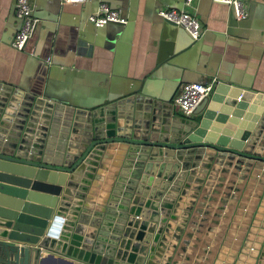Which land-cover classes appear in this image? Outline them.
I'll list each match as a JSON object with an SVG mask.
<instances>
[{"label": "crops", "instance_id": "obj_1", "mask_svg": "<svg viewBox=\"0 0 264 264\" xmlns=\"http://www.w3.org/2000/svg\"><path fill=\"white\" fill-rule=\"evenodd\" d=\"M14 1L0 0L4 83L77 106L139 85L173 99L183 83L214 77L264 93V0H242L247 17L236 22L227 21L229 5L214 0H102L126 17L102 27L88 20L98 0H29L39 23L22 50L12 46L19 28ZM164 9L194 15L201 37L193 41L168 25L159 15ZM167 159L170 167L151 161L141 184L144 199L158 207L157 221L150 219L154 210L133 215L156 223L144 264H255L264 240V163L207 149L198 166L169 178L176 162ZM58 194L51 174L1 164L0 237L33 243Z\"/></svg>", "mask_w": 264, "mask_h": 264}, {"label": "water", "instance_id": "obj_2", "mask_svg": "<svg viewBox=\"0 0 264 264\" xmlns=\"http://www.w3.org/2000/svg\"><path fill=\"white\" fill-rule=\"evenodd\" d=\"M226 16L238 21L231 6ZM215 78L189 116L145 85L77 106L0 81V165L43 171L59 186L38 239L0 237V264H144L156 223L133 215L158 219L141 187L151 161L170 167L172 158L169 178L207 149L264 163V93ZM262 243L255 264H264Z\"/></svg>", "mask_w": 264, "mask_h": 264}, {"label": "built area", "instance_id": "obj_3", "mask_svg": "<svg viewBox=\"0 0 264 264\" xmlns=\"http://www.w3.org/2000/svg\"><path fill=\"white\" fill-rule=\"evenodd\" d=\"M63 3H81L85 0H61ZM192 0H184L185 5H190ZM224 3L233 8L237 20L247 17L246 8L242 0H214ZM159 15L166 21L172 22L182 27L192 40H198L201 37V24L199 20L188 13L185 9H164L159 11ZM14 17L19 21V28L14 34L12 46L22 50L27 41L32 37L39 18L32 13V6L29 0H15ZM88 20L96 27H102L107 23H126V17L122 15L119 9L111 8L107 3L100 2L96 13L89 15ZM217 79L211 78L204 82H186L182 84L180 92L173 98V103L180 112L186 116L192 114L193 110L200 100L212 93Z\"/></svg>", "mask_w": 264, "mask_h": 264}]
</instances>
